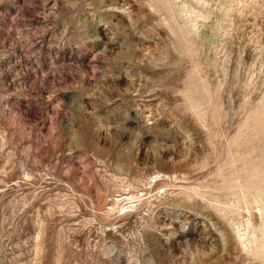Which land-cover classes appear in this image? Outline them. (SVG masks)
I'll return each mask as SVG.
<instances>
[{
    "label": "rangeland",
    "instance_id": "rangeland-1",
    "mask_svg": "<svg viewBox=\"0 0 264 264\" xmlns=\"http://www.w3.org/2000/svg\"><path fill=\"white\" fill-rule=\"evenodd\" d=\"M0 264H264V0H0Z\"/></svg>",
    "mask_w": 264,
    "mask_h": 264
}]
</instances>
